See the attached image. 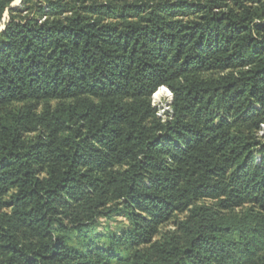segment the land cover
<instances>
[{
    "label": "trees",
    "instance_id": "16d2710c",
    "mask_svg": "<svg viewBox=\"0 0 264 264\" xmlns=\"http://www.w3.org/2000/svg\"><path fill=\"white\" fill-rule=\"evenodd\" d=\"M15 1L0 264H264V0Z\"/></svg>",
    "mask_w": 264,
    "mask_h": 264
},
{
    "label": "rangeland",
    "instance_id": "374dc122",
    "mask_svg": "<svg viewBox=\"0 0 264 264\" xmlns=\"http://www.w3.org/2000/svg\"><path fill=\"white\" fill-rule=\"evenodd\" d=\"M20 0H16L11 6L16 7ZM8 21V13L5 14L3 19V26L1 29L5 27V24ZM165 88V87H164ZM172 93L165 88H161L154 96H153V102L161 108V113H163L164 110L170 109V105L172 104ZM260 159V157H258ZM127 223L123 218H118L114 221H103L102 226L100 227L101 231H109L110 229L120 230L122 227L126 226Z\"/></svg>",
    "mask_w": 264,
    "mask_h": 264
},
{
    "label": "water",
    "instance_id": "95a60500",
    "mask_svg": "<svg viewBox=\"0 0 264 264\" xmlns=\"http://www.w3.org/2000/svg\"><path fill=\"white\" fill-rule=\"evenodd\" d=\"M21 1H22V0H20V2L18 3V5L21 3ZM18 5H16V6H18ZM11 7H12V6H11ZM3 29H4V28H3ZM163 89H165V88H163Z\"/></svg>",
    "mask_w": 264,
    "mask_h": 264
},
{
    "label": "built area",
    "instance_id": "2783aa9c",
    "mask_svg": "<svg viewBox=\"0 0 264 264\" xmlns=\"http://www.w3.org/2000/svg\"><path fill=\"white\" fill-rule=\"evenodd\" d=\"M165 90V89H164Z\"/></svg>",
    "mask_w": 264,
    "mask_h": 264
}]
</instances>
